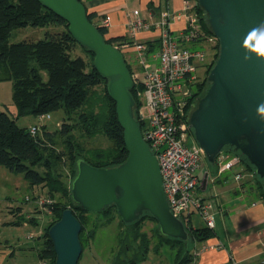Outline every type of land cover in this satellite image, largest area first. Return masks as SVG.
<instances>
[{
  "label": "water",
  "instance_id": "water-1",
  "mask_svg": "<svg viewBox=\"0 0 264 264\" xmlns=\"http://www.w3.org/2000/svg\"><path fill=\"white\" fill-rule=\"evenodd\" d=\"M37 1L62 19L73 40L93 54V66L115 104L127 151L124 161L108 167H94L78 158L69 182L71 204L87 213L113 207L124 225L148 216L156 222L160 237L180 241L188 249L190 234L183 219L172 214L158 162L142 138L130 93L134 81L122 52L105 41L80 1ZM196 5L217 50L186 123L207 165L214 167L218 155L229 152L249 167L264 190V55L250 45L252 31L264 25V0H196ZM80 231L72 209L63 210L47 231L54 264L78 263Z\"/></svg>",
  "mask_w": 264,
  "mask_h": 264
},
{
  "label": "trees",
  "instance_id": "trees-1",
  "mask_svg": "<svg viewBox=\"0 0 264 264\" xmlns=\"http://www.w3.org/2000/svg\"><path fill=\"white\" fill-rule=\"evenodd\" d=\"M192 5L201 33L205 38L212 37L196 0ZM87 18L97 27L105 41L120 51L122 45L130 44L125 37L106 38V27L96 20L95 14L87 13ZM28 27L46 29L45 37L37 41H10L14 31ZM51 27L53 29L49 31ZM214 43L213 60L216 57V40ZM76 49H79L84 57L74 55ZM92 59L93 54L73 40L67 31L66 23L37 0H0V80L11 81V100L15 109L14 113H10L6 107L0 108V167L12 174L21 175L28 185L41 189V193L30 198L33 203L39 195L47 196L53 201L49 209L54 218L38 237L42 241V248L38 251L39 260L54 264L55 254L47 231L60 218L62 211L70 208L81 224L79 241L82 251L94 240L98 229L118 219L119 230L123 229L126 235L122 241L124 249L130 250L128 239H131L138 243L137 249L140 252H132L131 257L125 261L116 255L112 264H137L144 259L148 250L145 235L139 233L142 222L144 220L156 222L144 216L137 223L124 225L113 207L101 212L87 213L71 204L69 184L65 185L61 180L65 167L70 174V180L72 179L75 174V161L78 158L94 167H108L121 163L127 156L122 129L116 119L115 104L109 98L106 81L97 73ZM213 60L206 64L208 68L206 74ZM126 65L133 75L129 65L127 63ZM204 86L205 78L195 85V89L190 88L192 97L186 111L193 99L201 94ZM130 93L139 108L135 85ZM53 113H61L60 123L58 122L54 128L44 125V121L39 125V130L31 134L29 127L17 125V120L21 117L29 116L36 120L39 115L51 116ZM139 121L142 131V121ZM97 136H103L109 145L105 148H87L81 141ZM229 155L234 156L231 153ZM238 163L242 169L241 173L250 174L249 180L244 181L248 192L264 203V190L259 180L245 163L241 160H238ZM208 167L216 170L217 163L214 167L209 165ZM55 194H59L65 203L57 202L54 199ZM16 209L18 211L19 208ZM34 209L35 212H41L36 205ZM92 215L94 219L91 218ZM19 223L39 225L36 216L27 217ZM184 224L191 237L188 249L180 241L158 235L170 248L176 246L175 264H190L191 246L213 235V230L205 226L193 230L186 221ZM160 247L159 245L156 249Z\"/></svg>",
  "mask_w": 264,
  "mask_h": 264
},
{
  "label": "built area",
  "instance_id": "built-area-1",
  "mask_svg": "<svg viewBox=\"0 0 264 264\" xmlns=\"http://www.w3.org/2000/svg\"><path fill=\"white\" fill-rule=\"evenodd\" d=\"M184 9L188 12V25L181 39L186 43L202 41L215 42L213 37L201 33L198 18L193 11V5L185 2ZM173 17L163 13L157 26L162 29L160 49L156 56L157 65L152 69H145L141 78L132 75L134 85L136 81L142 84V103L137 108V117L142 121V138L154 154L162 179L163 190L172 214L182 218L190 225V216L196 212L208 229H213L214 220L210 211L211 204L205 202L198 192L202 181L196 174L204 157L202 150L195 143L186 123V108L192 97L191 83L199 68L206 66V51L203 48L190 49L180 44L179 40L168 30L169 21ZM110 18L105 17L100 24L107 27ZM131 34L146 30L149 24L143 22L134 12L127 24ZM215 44V43H214ZM134 50L141 53L143 46L135 44ZM143 63V62H141ZM50 115H39L34 124L29 127L31 134L39 130V125L48 120ZM219 171H226L238 166V159L222 152L216 159ZM241 168L234 175L237 183L243 181ZM26 201L30 198L26 197ZM34 204L42 212L50 213L49 207L53 201L44 195H39ZM27 239L32 238L30 232ZM212 246H201L192 250V261L195 263L198 252ZM41 264H50L40 260Z\"/></svg>",
  "mask_w": 264,
  "mask_h": 264
},
{
  "label": "crops",
  "instance_id": "crops-1",
  "mask_svg": "<svg viewBox=\"0 0 264 264\" xmlns=\"http://www.w3.org/2000/svg\"><path fill=\"white\" fill-rule=\"evenodd\" d=\"M80 1L87 13L95 14L99 23L105 17L110 18L106 27V38L125 37L127 42L130 43L122 45L121 52L133 75L138 78L142 77L145 69H152L157 65L156 56L160 49V36L162 33V29L157 24L161 20L163 13H168L173 17L169 21L167 30L179 40L182 46L190 49H205V44H207L203 41L186 43L180 40L188 25V12L184 9L185 2L193 4L194 0ZM134 12L150 27L131 34L127 24ZM137 43L143 46L140 54L134 50V46ZM212 51V47H209L208 52L206 51L207 58ZM1 88L12 92L11 81L7 79L0 80ZM3 107H6L10 113L15 112L12 100L5 103L4 100L1 101L0 99V108ZM32 119L36 121L34 118ZM31 125H33V122H29L26 127ZM44 125L49 127L47 121L44 122ZM238 169H240L239 165L226 171H219L217 167L216 170L205 171L204 177L201 179L202 184L198 192L205 202L211 204L210 211L213 216L214 227L211 238L200 243H194L193 250H198L203 245L212 246L198 252L194 264H264V203L248 192L245 184L249 180L247 175L244 177V184L237 183L234 180V175ZM11 177L12 173L0 167V186L8 185L7 181L10 182L12 180ZM204 178L206 179L205 183H203ZM16 179L15 183H19L20 178L17 176ZM23 183L27 182L24 181ZM39 192H41V189L37 187V191L34 194L36 195ZM114 220L113 223H115ZM115 225L116 230L119 232L117 220ZM192 229L199 228L192 227ZM162 249L161 247L159 249H148L146 256L150 251L156 255ZM111 252H113L112 248H110L108 255H106V260L105 262L103 260L102 264H108ZM168 252L170 259L166 260L165 264H175L174 252H171V250ZM10 255H12L11 250L0 248V264ZM143 260L140 263L143 264Z\"/></svg>",
  "mask_w": 264,
  "mask_h": 264
},
{
  "label": "rangeland",
  "instance_id": "rangeland-1",
  "mask_svg": "<svg viewBox=\"0 0 264 264\" xmlns=\"http://www.w3.org/2000/svg\"><path fill=\"white\" fill-rule=\"evenodd\" d=\"M52 29L53 28L51 27L48 30L52 31ZM45 31L46 29L35 30L30 27L22 30H17L13 32L10 41H37L45 37ZM214 45L215 44L213 42L205 44V51L208 52L209 47H212L213 50L211 55H209L206 59V64H210L213 60ZM73 54L84 57L83 53L79 49H76ZM207 69L208 68L206 66L201 67L194 74V80L191 83L192 88L194 87L195 89V85L200 83L205 78ZM11 95V91L8 92V90L6 91V89L4 90V88L0 89L1 101L4 100L5 103L6 101L11 102ZM135 95L139 104H141L142 84L140 83V81L135 82ZM196 98L193 99V102L196 100ZM60 114L61 113H53L51 114L50 119L44 121L48 122L50 128H54L55 124L60 120ZM29 122H33V124H39L37 121H34L32 117L27 116L19 118L17 121V125L23 127L28 125ZM81 141L87 148H105L109 145V143L103 136H97L92 139H81ZM209 170L210 168L208 167L207 162L203 157L201 164L196 171V174L201 180L202 177H204L205 171ZM246 175L248 177L250 176V174ZM17 176L20 178L18 181L19 183H15V179L17 178ZM11 178L12 180L10 182L7 181L8 185L4 184V186H0V248L9 249L12 252V255L5 258L2 264H41V261L38 258V251L42 248V241L38 237L43 232V229L49 223H51L54 216L51 213H47L44 211L35 212V209H33L35 207L34 203L31 200L25 201L26 197L32 198L34 193L37 191V187L30 186L27 183H23L24 179L21 175L12 174ZM61 180L65 185L69 184L70 174L67 171L66 167L62 171ZM54 199L57 202L65 203L64 199H61L59 194H55ZM16 208H19L18 211ZM31 216L37 217L39 222L38 226H33L32 224H28L26 226V224L21 225V223H19L20 221ZM91 218L94 219L95 217L92 215ZM116 220L118 221V219H115V223H113L112 221L110 224L97 230L94 240L90 243L89 246L87 245L84 248L77 264H102L103 260L105 262L106 255H108L110 248H112L113 252H111L108 264H112L116 255H119L120 260L125 261L126 259L131 257L132 252H140L137 249L138 243L133 242L131 239H128L130 250L128 248L124 249L122 241L125 240L126 235L123 229L121 230L120 228V234L116 230ZM191 225L193 228H202L203 226H205L202 219L197 215L196 212L191 215ZM28 232L32 234L31 239L26 238ZM139 233H143L145 235V238L147 239L148 249L158 248L159 245L161 246V248H163L160 253L156 255L154 252L150 251L147 256L144 257L145 260H143V264H165L166 260L168 261L170 259V254L168 252L169 250H171V252H174V255L176 256V246L170 248V246L161 241L157 234L156 223H154L153 221L144 220L142 222V227L139 229ZM193 249L194 246H191L190 251H192ZM137 264L142 263L139 262Z\"/></svg>",
  "mask_w": 264,
  "mask_h": 264
},
{
  "label": "clouds",
  "instance_id": "clouds-1",
  "mask_svg": "<svg viewBox=\"0 0 264 264\" xmlns=\"http://www.w3.org/2000/svg\"><path fill=\"white\" fill-rule=\"evenodd\" d=\"M253 40L250 45L254 44L253 51L259 55H264V25L258 26L252 31Z\"/></svg>",
  "mask_w": 264,
  "mask_h": 264
}]
</instances>
